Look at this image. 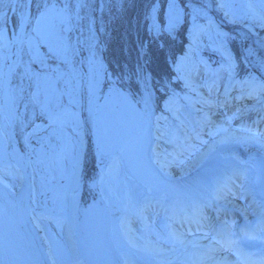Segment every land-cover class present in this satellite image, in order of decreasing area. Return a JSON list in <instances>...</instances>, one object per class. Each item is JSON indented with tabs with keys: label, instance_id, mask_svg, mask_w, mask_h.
Returning <instances> with one entry per match:
<instances>
[{
	"label": "snow or ice",
	"instance_id": "obj_1",
	"mask_svg": "<svg viewBox=\"0 0 264 264\" xmlns=\"http://www.w3.org/2000/svg\"><path fill=\"white\" fill-rule=\"evenodd\" d=\"M26 3L29 9L35 8V15L29 18L22 16L19 21L13 18L12 29L8 28L5 16L3 26L0 27V153L4 157L12 155L24 159L33 153H43L45 147L55 148L68 144L73 161L72 195L74 198L87 196L97 184L95 175H89L88 172L90 153L97 160L110 155L108 129L99 104V101L106 98L119 101L117 109L113 111L134 114L146 134L150 136V130L155 125L162 136L167 135L169 142L175 144L176 150L167 154L171 160L165 158L161 162L160 154L152 150L149 162L159 164L161 169L171 167L172 164L183 165L185 154L191 156L199 152L198 145L208 144L203 136L213 137L221 131H228L233 121L249 113H255L256 118L250 123L242 120L240 130L248 133L246 141L264 144V129L261 128L264 124V57L259 61V76L248 73L244 79L237 81L234 79L235 63L228 56L226 67L222 64L221 68L228 71L229 82L222 86L217 82L218 74L215 71L199 86L183 75H177L175 79L184 80V88L189 93H195L197 98L193 103L191 96L186 95L184 98L189 100L192 111L185 112L184 119L176 116L179 124L162 129L160 121L166 120V117L157 115V110L162 105L164 109H169L177 93L170 88L171 77L169 81L157 84L145 71L140 63V55L144 53L142 42L137 50V63L133 67L119 74H110L104 70L95 71L91 75L87 82L86 101H74L68 90L67 77L74 70L73 66L77 62H94L99 51V42L87 49L81 46L80 38L75 33L82 34L83 28L77 22L87 19L96 24L95 13L98 10L107 12L113 21L122 19L127 12L128 0H103L99 4L95 0H60L59 3L53 0H26ZM209 6L205 4L196 8L192 3L185 4L184 0H168V11L164 18L160 23L154 20L149 30L155 37L167 40L182 24L188 22L189 16L193 29H199L201 26L196 22L197 15L202 16L204 9ZM218 6L224 7L223 4ZM248 7L253 9L252 26L264 28V0H260L259 12L254 10L252 4ZM186 9H192V12ZM85 10L88 12L81 15ZM31 19L49 20L51 23L44 31H28ZM16 28H21V32L17 33ZM104 28H107V24H104ZM9 31L14 39L8 38ZM95 31L99 32L100 28L96 27ZM96 39L99 41L100 37ZM10 49H15L11 55ZM85 51L87 57L78 60ZM176 71L181 72L180 64ZM198 88H206L207 95ZM245 101H251V106L245 105ZM195 104L201 107L196 108ZM217 117H220L219 121ZM33 141L40 145L39 149L33 147ZM216 143L213 141L211 147L214 148ZM119 164V159L111 155L108 167L115 169ZM211 170L205 169V172ZM238 175L242 173L238 174L233 169L230 174L212 182L203 194H193L195 189L191 185H186L183 190L169 186L171 202H166L169 201V194L156 196L154 192L158 189L145 187L138 194L141 202L135 211L143 215L153 210L164 215L163 227L167 232L163 238L191 249L186 253L187 264H230L228 256L233 254L242 257L243 264H264V247L257 253H244L238 240L234 239L238 233L234 231L235 221L230 218L227 205L236 196L234 188L241 187L235 183ZM129 198L132 199L131 196ZM252 205L257 220L254 224L247 222L239 231L249 240H264V202L253 200ZM237 210L242 214L247 212V208ZM189 236L192 239H188ZM253 256L257 258L252 259ZM48 260L50 264H55L51 256ZM0 264H11L7 258V249L5 256L0 258Z\"/></svg>",
	"mask_w": 264,
	"mask_h": 264
},
{
	"label": "rangeland",
	"instance_id": "obj_2",
	"mask_svg": "<svg viewBox=\"0 0 264 264\" xmlns=\"http://www.w3.org/2000/svg\"><path fill=\"white\" fill-rule=\"evenodd\" d=\"M53 2L59 3L60 0ZM184 3H192L196 8L205 4L210 6L204 9L202 16L197 15L196 22L201 26L199 29H193L192 19L189 16L188 22L182 24L167 40L155 37L149 29L154 20L160 23L164 18V14L168 11V0H142L143 16L129 15L123 23L121 19L111 20L113 24H110L109 28L110 43L107 47L106 40L104 41L100 49L102 55L97 53L96 60L92 63L86 61L87 70H83L80 66L82 78L75 65L74 70L67 77L72 99L87 100V82L95 71L107 70L110 74H119L122 70L133 67L137 63V50L142 42L144 53L140 55V63L145 71L157 84L167 82L171 77L170 88L177 93L169 109H164L162 105L161 109L157 110V115L166 117V120L160 121L163 129L169 126V122L176 123V116L184 119L185 109H192L189 100L184 98L186 95L191 96L193 103L197 98L195 93H189L188 89L184 88V80L178 81L175 77L183 75L196 86L203 84L208 76L203 72L202 62L206 58L221 60L227 56V52L222 47L224 39L220 38L221 34L227 31L230 35L227 40L245 56L248 54L245 44L252 40L260 50L261 56H264V28L252 26L253 9L248 7L252 4L256 12L261 11L260 0H184ZM220 4L224 7H219ZM12 6L13 0H0V27L3 26L5 16ZM186 10L192 12V9ZM211 16H217L223 24L222 29H219L221 33H216L220 35H216L212 30L216 21H212ZM50 23L49 20H37L35 29L44 31ZM208 28L206 34L205 30ZM235 33L240 36L236 37ZM106 49L107 58L104 55ZM83 57L81 56L80 59ZM253 58L258 59L257 56ZM178 64L181 65L180 73L176 71ZM219 71L223 75L226 74V71ZM222 79L219 78L217 81L220 85ZM198 90L207 95L206 88H198ZM251 103L244 104L250 107ZM99 104L100 113L105 118L108 129L110 155L97 160L90 153L88 172L89 175H95L103 189L100 190L105 194V202L107 206L109 204L112 214L116 217V220L113 219L110 231L119 248L117 247L114 253L102 231L99 221L102 203L97 197L94 198L93 189L87 196L74 198L72 195L73 161L70 145L45 147L43 153L39 155L33 153V159L40 170L37 177L39 187L36 192L35 207L40 213L38 217L43 221L40 232L53 261L55 264H74L72 263L74 260L81 264H120V260H124L126 264H146L141 261L142 258H146L150 260L149 264H171L173 262L169 261V257L174 255V263L187 264L177 247H161L152 240L157 237L156 234L143 232L142 228L149 226V219L154 212L149 210L143 215L137 214L135 208L141 202L138 194L145 187H153L159 190L156 192L164 194L171 193L169 186L182 189L185 180L180 182L176 180L195 175L196 170L207 159L219 157V154L228 155L229 149L234 146L245 150L247 146L242 139L243 136L231 133V130L223 131L215 137L205 135L203 137L208 144L198 145L199 152L191 156L185 154L183 165L172 164L171 167L161 169L159 164L150 163L149 159L152 150H155L160 154L161 162L165 158L171 160L167 154L174 152L176 147L171 146L173 143L169 142L168 136H162L155 125L151 128L149 136L142 130L134 114L113 111L119 104L115 98L102 99ZM195 107L199 108L201 105L195 104ZM216 119L219 121L218 117ZM156 137L162 138L156 139ZM213 141L217 142L214 148L211 147ZM32 143L34 148H40L35 141ZM202 153L204 155H201ZM111 155L119 159L118 168L108 167ZM183 166H189V170L183 172ZM130 196L132 199L129 198ZM22 199V178L12 166L9 155L4 157L0 153V258L5 256L7 249V258L11 264H46L22 225L20 215Z\"/></svg>",
	"mask_w": 264,
	"mask_h": 264
},
{
	"label": "trees",
	"instance_id": "obj_3",
	"mask_svg": "<svg viewBox=\"0 0 264 264\" xmlns=\"http://www.w3.org/2000/svg\"><path fill=\"white\" fill-rule=\"evenodd\" d=\"M95 2L99 4V3H102L103 0H95ZM87 12L88 10H85L84 12H81V15H85ZM129 15L131 16L133 15L141 16L142 15L143 16L142 0H128L127 12L121 19V22L122 23L125 22ZM95 16H96V21H97L96 25L99 23L103 27L104 35H105L104 37L106 38L107 28L106 29L104 28V24H107V27H108V21H110L111 17L108 15L107 12L103 10H98L95 13ZM77 23H80L83 28L82 34L81 33L79 34L80 41L82 38L85 39L86 37H92V38L95 37V29H96L95 24H93V26H89V23L91 22L87 19L84 21L77 22ZM226 36H229V35L226 34ZM237 37L239 36L237 35ZM106 39L108 40L107 41V46H108L110 43V34L107 36ZM231 45L233 44L227 40V37L224 38L223 46L228 53L231 52L229 56H231L233 62L235 63V74L238 73L235 75V78H237L238 80L244 79L248 73H251L257 76L256 73H258L259 67H260L259 61L261 57H264V56H261L260 50L256 47V45L252 42V40H249V42L245 44V46L247 47V51H248L247 56L242 54V51L238 52L237 50L236 51L232 50ZM83 47L85 49L89 48V46H86L84 42H83ZM85 53L88 54L87 51H85ZM104 55L106 58L108 57L107 49L105 50ZM253 56H257L258 59L257 60L254 59ZM31 161H32L35 172L38 173L39 169L37 165L35 164L36 162L33 159V156H32ZM33 213L35 215V211Z\"/></svg>",
	"mask_w": 264,
	"mask_h": 264
},
{
	"label": "bare ground",
	"instance_id": "obj_4",
	"mask_svg": "<svg viewBox=\"0 0 264 264\" xmlns=\"http://www.w3.org/2000/svg\"><path fill=\"white\" fill-rule=\"evenodd\" d=\"M16 32L17 33H20L21 32V28H19V30H16ZM12 39H14V37H12ZM12 51H15V49H10L9 55H11ZM9 153H11V148H9ZM10 158L13 160L14 163H17V166L19 168H22V169L25 168V165L27 164V157H25L24 159H20L19 157L10 155ZM182 170H183V172L188 171L189 170V166H183V169ZM177 171H180V170L177 169ZM25 187H26V190L28 192L29 191V181H28V179H26ZM24 192H26V191L24 190ZM106 216H109V222H111V219H110V211L108 209H107ZM188 239H191V238L188 237ZM180 247H182L181 244H180ZM190 251H191V249L186 250V252H190ZM170 259L173 260L174 258L172 257Z\"/></svg>",
	"mask_w": 264,
	"mask_h": 264
}]
</instances>
